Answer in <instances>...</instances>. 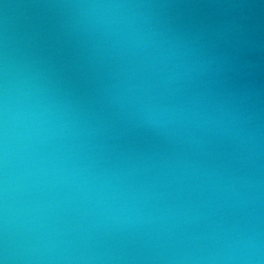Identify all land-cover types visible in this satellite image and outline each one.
<instances>
[{"label": "water", "instance_id": "obj_1", "mask_svg": "<svg viewBox=\"0 0 264 264\" xmlns=\"http://www.w3.org/2000/svg\"><path fill=\"white\" fill-rule=\"evenodd\" d=\"M0 264H264V0H0Z\"/></svg>", "mask_w": 264, "mask_h": 264}]
</instances>
